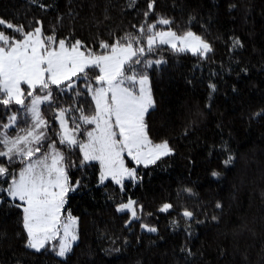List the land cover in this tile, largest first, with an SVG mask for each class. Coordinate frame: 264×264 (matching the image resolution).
I'll return each instance as SVG.
<instances>
[{"label":"trees","instance_id":"16d2710c","mask_svg":"<svg viewBox=\"0 0 264 264\" xmlns=\"http://www.w3.org/2000/svg\"><path fill=\"white\" fill-rule=\"evenodd\" d=\"M148 3L0 0V19L5 21L0 31L17 38L22 37L7 23L23 25L25 31L39 26L57 41L81 40L100 53L101 41L140 35L141 25L164 17L171 24L156 30L171 28L180 35L191 30L212 48L201 57L157 46L144 58L161 64L135 66L148 75L155 101L145 117L148 136L154 143L168 141L172 154L137 166L136 179L121 186L101 183L97 163L81 165L79 147L57 144L72 181H81L63 211L78 218V239L64 258L50 244L40 252L26 248L22 210L4 195L0 264H264V114L257 115L264 113V0H155L146 18ZM236 39L240 45L234 46ZM89 82L95 85L94 78ZM78 84L71 92L57 90L52 107L42 106L49 124L46 142L55 139L58 108L69 109L66 118L72 127L73 117L79 116L76 106L86 114L94 112L85 81ZM10 114L0 106V122L6 123ZM20 126H25L23 120ZM92 128L82 125L80 142ZM9 131L16 134V129ZM0 163L13 173L24 166L18 160L8 165L6 158ZM213 171L219 176L213 177ZM129 199L137 202L136 219L130 211H116ZM165 203L173 207L162 212ZM185 210L193 216L184 217Z\"/></svg>","mask_w":264,"mask_h":264},{"label":"snow or ice","instance_id":"6c2138e0","mask_svg":"<svg viewBox=\"0 0 264 264\" xmlns=\"http://www.w3.org/2000/svg\"><path fill=\"white\" fill-rule=\"evenodd\" d=\"M154 3L155 0H149L144 12L146 18L154 11ZM170 24L169 19L158 17L155 23L141 25L137 29L140 35L128 33L112 43L101 41L99 47L104 51L100 53L86 48L81 40L69 42L64 38L57 41L55 35H45L39 26L25 31L23 25L6 24V28L19 33L22 38L0 31V106L6 113H11L7 115L6 123L0 122V158H6L8 165L17 160L24 165L18 173H13L7 165L0 163V203L6 195L13 202L12 206L22 210L26 248L40 252L51 242L58 241L52 250L57 256L65 257L78 239V218L71 213L64 217L62 212L69 194L78 189L81 181H72L65 155L56 148L55 141L47 145L49 151L41 152L49 127L41 106L52 107L57 90L60 94L71 92L79 87L78 81H85L84 87L95 105L94 112L89 115L76 106L79 116L73 117L74 127L69 128L66 118L69 109L58 108L55 113L60 125L57 137L60 144L70 149L79 147L83 155L81 165L99 162L101 183L110 177L114 183L123 186L126 178L136 179V170L124 164V152L136 164L145 166L172 154L168 141L154 143L148 136L145 114L155 106V101L148 75L138 73L135 66L161 64V60L144 58L158 45L201 57L212 48L191 30L182 35L171 28L156 30L157 25ZM0 25H5L3 19H0ZM237 45H240L238 39L234 40V46ZM93 78L95 85L89 82ZM126 81L138 84V91L123 86ZM209 87L215 91L214 84ZM75 94L81 95L78 91ZM13 105L18 107L13 109ZM261 114L264 113L257 115ZM21 120L24 127L20 126ZM82 125H95L86 131V142L78 141L75 135ZM11 129H16L15 135L10 134ZM231 160L230 156L224 163L227 165ZM212 176L217 177L219 173L213 171ZM136 203L129 199L118 205L116 211H131L132 218L136 219ZM216 206L221 207L219 203ZM172 207L165 203L160 211ZM182 215L191 218L193 213L185 210ZM141 228L157 231L144 224Z\"/></svg>","mask_w":264,"mask_h":264},{"label":"rangeland","instance_id":"374dc122","mask_svg":"<svg viewBox=\"0 0 264 264\" xmlns=\"http://www.w3.org/2000/svg\"><path fill=\"white\" fill-rule=\"evenodd\" d=\"M145 47H146V43H145V45H144ZM158 46H167V45H158ZM157 47V46H156ZM167 47H169V46H167ZM170 48V47H169ZM189 53H191V52H189ZM192 54V53H191ZM98 71V70H97ZM129 74H131V73H129ZM127 84V85H126ZM123 86H125V87H132L134 90H136V91H138V88H139V85L138 84H136V85H132L130 82H125V84L123 85ZM24 87H26V86H24ZM92 98V97H91ZM93 102V101H92ZM93 105H94V102H93ZM43 106V105H42ZM42 106H41V108H42ZM94 108H95V105H94ZM146 115H147V113L145 114V117H146ZM57 124H58V130H55L54 131V133H55V139H52V140H50L49 142H44V144H43V147H42V149H41V152H47V151H49V149H48V147H47V145L49 144V143H52L53 141H55V146H56V148L58 149V150H60V148L57 146V144L59 145L60 144V142H59V138L57 137V133L60 131V125H59V123L57 122ZM68 126H69V128H73L72 126H70L69 124H68ZM94 127H95V125H94ZM93 129V128H92ZM91 129V130H92ZM79 134H80V132L78 131V132H76L75 133V135H76V138H77V140L79 141ZM47 135H48V133H47ZM49 136V135H48ZM87 141V135H86V139L84 140V142H86ZM60 145H62V144H60ZM63 146H65V147H67V145H63ZM79 152H80V149H79ZM39 155V154H38ZM80 155H81V157H82V160H83V155H82V153L80 152ZM122 157H123V159H124V164H125V166L126 167H128V168H130V169H135L136 170V168H137V166H143V167H145V165L144 164H136V162L135 161H133L132 159H131V157H129L128 156V154H127V152H124V153H122ZM165 157V156H164ZM161 158H163V157H161ZM87 163H97L98 165H99V168H100V172H101V167H100V164H99V162L98 161H89V162H87ZM149 165H151V164H148L147 166H149ZM99 179H100V176H99ZM126 180H129V178H126L124 181H126ZM106 181H112L111 180V178L109 177V178H107V179H105L104 180V182H106ZM103 182V183H104ZM113 182V181H112ZM114 183V182H113ZM116 184V183H115ZM131 212V211H130ZM62 216H64L63 215V212H62ZM64 217H67V216H64ZM76 232H77V225H76ZM77 241V240H76ZM76 241L73 243V245L76 243ZM58 244V241H53V242H51L50 243V247L52 248V247H54V245H57ZM48 246V245H47ZM46 246V247H47ZM73 247V246H72ZM33 250V249H32ZM35 251V250H34ZM55 252V251H54ZM67 255V254H66ZM59 257V256H58ZM60 258H64V257H60Z\"/></svg>","mask_w":264,"mask_h":264}]
</instances>
